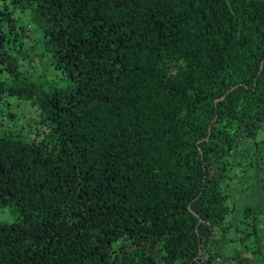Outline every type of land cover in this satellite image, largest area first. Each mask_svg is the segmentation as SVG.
Masks as SVG:
<instances>
[{"label": "trees", "instance_id": "trees-1", "mask_svg": "<svg viewBox=\"0 0 264 264\" xmlns=\"http://www.w3.org/2000/svg\"><path fill=\"white\" fill-rule=\"evenodd\" d=\"M9 5L68 84L19 77ZM0 70V99L46 127L0 132V264H221L224 240L249 264L250 205L214 229L237 199L225 160L264 130V0H0Z\"/></svg>", "mask_w": 264, "mask_h": 264}, {"label": "rangeland", "instance_id": "rangeland-1", "mask_svg": "<svg viewBox=\"0 0 264 264\" xmlns=\"http://www.w3.org/2000/svg\"><path fill=\"white\" fill-rule=\"evenodd\" d=\"M9 8L12 6L9 5ZM12 16L20 25L17 33L21 39V46L19 49L10 48L9 51L17 58L19 77L26 82L43 85L44 91L47 92H50L53 86L63 87L68 84L63 74L51 66L49 55L43 51L41 43L43 36L39 28L30 20L29 11L14 7ZM170 68L173 69V67ZM0 79L9 82L7 74L2 70H0ZM45 128L39 121V110L36 105L28 100L13 96H5L0 99V132L16 133L26 140H31L42 134ZM236 151L237 155H234L233 159L225 160L227 165L230 164V191L232 194L235 193L237 198L236 205L233 203V213L226 218L225 222L230 224L231 231L221 230L223 233H220L219 228H216L214 234L226 235L228 233L232 235V227L239 220V208L243 205H250L251 214L259 215L262 221L258 223L256 216L252 218L253 224L259 225L260 228L249 236L247 248L252 257L249 264L253 262L264 264V130L257 131L250 138L241 137L238 140ZM258 209H262L260 213L257 212ZM13 217L14 213L8 206H0V221L9 222ZM224 241L221 243L223 244ZM222 244L219 246V255L221 256L220 263L224 264L225 258L230 254H235L238 246L233 241L223 246ZM127 248L131 249L132 247L128 245ZM242 248L243 246H241ZM232 258L233 260L227 259V261L238 264L236 261L238 255H232Z\"/></svg>", "mask_w": 264, "mask_h": 264}]
</instances>
